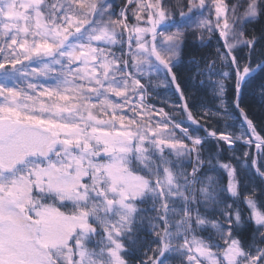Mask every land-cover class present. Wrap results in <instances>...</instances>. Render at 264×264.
<instances>
[{
  "label": "snow or ice",
  "instance_id": "snow-or-ice-1",
  "mask_svg": "<svg viewBox=\"0 0 264 264\" xmlns=\"http://www.w3.org/2000/svg\"><path fill=\"white\" fill-rule=\"evenodd\" d=\"M0 264H264V0H0Z\"/></svg>",
  "mask_w": 264,
  "mask_h": 264
},
{
  "label": "trees",
  "instance_id": "trees-1",
  "mask_svg": "<svg viewBox=\"0 0 264 264\" xmlns=\"http://www.w3.org/2000/svg\"><path fill=\"white\" fill-rule=\"evenodd\" d=\"M181 71L184 72L185 75H187V70L185 68H182ZM253 108H254V115L257 118H259L261 116V111L258 102L256 101L253 102Z\"/></svg>",
  "mask_w": 264,
  "mask_h": 264
}]
</instances>
